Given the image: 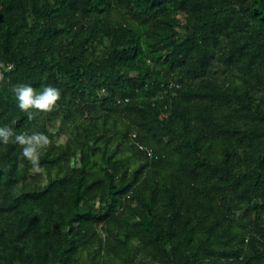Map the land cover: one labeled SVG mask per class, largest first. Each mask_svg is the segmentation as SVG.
<instances>
[{"label": "trees", "instance_id": "16d2710c", "mask_svg": "<svg viewBox=\"0 0 264 264\" xmlns=\"http://www.w3.org/2000/svg\"><path fill=\"white\" fill-rule=\"evenodd\" d=\"M0 64V264H264V0H0Z\"/></svg>", "mask_w": 264, "mask_h": 264}, {"label": "clouds", "instance_id": "9594fccd", "mask_svg": "<svg viewBox=\"0 0 264 264\" xmlns=\"http://www.w3.org/2000/svg\"><path fill=\"white\" fill-rule=\"evenodd\" d=\"M3 65L0 64V68ZM12 65H9V70ZM0 80H3V75L0 74ZM13 91L18 101V107L20 110L29 112L30 109H35L40 112L51 111L57 101L60 99V92L58 89L52 86L44 87L43 91L37 93L29 85L14 86ZM29 119H32V114L29 112ZM14 133L11 129L5 127L0 128V141L5 145L10 142ZM17 145L21 146V156L32 164L34 170L40 171L39 168V150L49 144L48 137L39 132H33L29 135L27 132L15 135L13 141ZM23 166L22 164L20 165Z\"/></svg>", "mask_w": 264, "mask_h": 264}, {"label": "rangeland", "instance_id": "374dc122", "mask_svg": "<svg viewBox=\"0 0 264 264\" xmlns=\"http://www.w3.org/2000/svg\"><path fill=\"white\" fill-rule=\"evenodd\" d=\"M57 125H58V121H56L54 123L53 126H51V128L53 130L57 129ZM64 140V136L60 133L56 136L55 138V141L58 142V143H61L63 142ZM35 176L40 182H45V175L43 174L41 168H40V171H36V170H32L31 171V174H30V177H33ZM82 256H83V259H85L86 257V251L85 250H82ZM138 264H149V262L146 260L145 258V254L144 253H141L139 256H138V260H137Z\"/></svg>", "mask_w": 264, "mask_h": 264}, {"label": "built area", "instance_id": "2783aa9c", "mask_svg": "<svg viewBox=\"0 0 264 264\" xmlns=\"http://www.w3.org/2000/svg\"><path fill=\"white\" fill-rule=\"evenodd\" d=\"M138 148H139L140 150L147 151V149H146V148H144V147H143V146H141V145H139V146H138ZM147 153H148V155H149V156H151V152H150V151H147Z\"/></svg>", "mask_w": 264, "mask_h": 264}]
</instances>
